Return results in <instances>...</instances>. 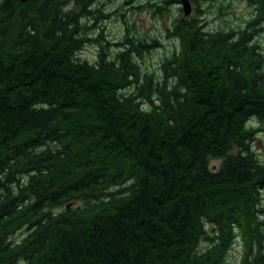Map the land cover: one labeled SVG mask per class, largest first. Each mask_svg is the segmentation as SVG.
<instances>
[{
  "label": "trees",
  "instance_id": "trees-1",
  "mask_svg": "<svg viewBox=\"0 0 264 264\" xmlns=\"http://www.w3.org/2000/svg\"><path fill=\"white\" fill-rule=\"evenodd\" d=\"M223 1L180 9L154 73L158 38L129 23L81 56L93 0H0V264H231L237 239L264 264V0L207 30L201 3Z\"/></svg>",
  "mask_w": 264,
  "mask_h": 264
},
{
  "label": "rangeland",
  "instance_id": "rangeland-1",
  "mask_svg": "<svg viewBox=\"0 0 264 264\" xmlns=\"http://www.w3.org/2000/svg\"><path fill=\"white\" fill-rule=\"evenodd\" d=\"M157 1L159 0H99L96 7H100L103 16L95 21L88 22L91 27L87 32L91 35L92 41L87 43L81 56L93 61L102 47L104 50L107 47L109 51H116L118 49L117 43L123 40L127 23H129V25L134 26L136 32L143 33L150 39L158 38L160 46L147 51L139 61L143 69L160 73L162 58L178 47L177 39L169 37L167 30L171 26L174 17L182 14L180 11L182 6L180 2L173 4V6L170 4L169 7L172 8L173 14L170 17L168 15L160 16L152 8L144 7L148 2ZM220 3H201L200 5L203 10L200 18L207 30L238 28L244 26L251 16L252 8L249 7L246 0H224V7L221 9ZM73 7V2L67 6V8ZM76 11L79 12L78 7H76ZM193 13H195V7H193ZM256 41L261 45L264 52V29L256 36ZM254 147L260 156L264 158V133H258V139L255 141ZM218 163L219 160L212 161L213 166ZM24 234V232L18 233L14 236V239L20 240L24 237ZM206 245V242L202 243L203 247ZM242 252V243L237 239L229 251L227 261L231 264H238Z\"/></svg>",
  "mask_w": 264,
  "mask_h": 264
},
{
  "label": "water",
  "instance_id": "water-1",
  "mask_svg": "<svg viewBox=\"0 0 264 264\" xmlns=\"http://www.w3.org/2000/svg\"><path fill=\"white\" fill-rule=\"evenodd\" d=\"M22 2H27L29 0H20ZM180 3H181V6H182V9L184 11V14L185 15H190L193 11V5H192V2L191 0H180Z\"/></svg>",
  "mask_w": 264,
  "mask_h": 264
},
{
  "label": "flooded vegetation",
  "instance_id": "flooded-vegetation-1",
  "mask_svg": "<svg viewBox=\"0 0 264 264\" xmlns=\"http://www.w3.org/2000/svg\"><path fill=\"white\" fill-rule=\"evenodd\" d=\"M98 1H99V0H93V2L91 3V5H90L89 7H90V8L92 7V9H99V10H101L100 7H99V8L96 7ZM101 12H102V10H101ZM92 21H93V20H92ZM92 21L89 20V22H92ZM94 21H95V20H94ZM92 26H93V25H92ZM89 27H91V25H89ZM89 37H91L90 34H89ZM91 38H92V37H91Z\"/></svg>",
  "mask_w": 264,
  "mask_h": 264
}]
</instances>
